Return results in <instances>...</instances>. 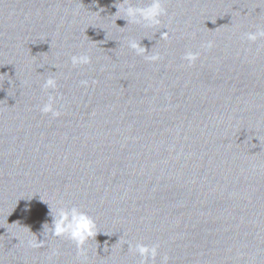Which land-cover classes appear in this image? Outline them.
Instances as JSON below:
<instances>
[{"label": "water", "instance_id": "95a60500", "mask_svg": "<svg viewBox=\"0 0 264 264\" xmlns=\"http://www.w3.org/2000/svg\"><path fill=\"white\" fill-rule=\"evenodd\" d=\"M122 2L0 0V264H264V0ZM71 207L84 253L50 234Z\"/></svg>", "mask_w": 264, "mask_h": 264}, {"label": "clouds", "instance_id": "9594fccd", "mask_svg": "<svg viewBox=\"0 0 264 264\" xmlns=\"http://www.w3.org/2000/svg\"><path fill=\"white\" fill-rule=\"evenodd\" d=\"M123 4L126 7L123 9L117 8V12H123L122 18H124L127 23H134L138 25H143L145 28H152L162 24V17L167 14V11L162 7L161 0H148L144 6H134L128 0H123ZM116 12V13H117ZM165 29V28H164ZM247 39L256 40L260 36H264V30L257 31L255 33H246ZM167 37V31L163 32L161 38ZM131 49L136 51L137 55L146 54V49L141 46L140 41L137 42L132 40L128 45ZM147 59L156 60L157 56L147 57ZM197 58L196 53L187 52L184 59L188 61L189 64L195 61ZM72 64L84 65L91 62V57L86 54L74 55L71 57ZM86 84V81H82ZM44 89H54L56 87V81L54 78L49 77L46 79L42 85ZM53 97L49 96L48 102L41 108L42 113H52V115H58L59 113L53 108ZM52 215V214H51ZM53 220L50 226V234L54 237L67 236L71 240L75 241L77 248L81 253L86 252L84 249L85 243L96 236L97 232L95 221L85 212L80 211L76 207L71 208H59L55 215H52ZM43 241V240H42ZM42 241H37L40 243ZM129 247H131L129 245ZM158 246H151L145 244H137L136 250L141 257L144 258L142 264H147L148 259H155L157 256ZM163 264H167V257L164 258Z\"/></svg>", "mask_w": 264, "mask_h": 264}]
</instances>
